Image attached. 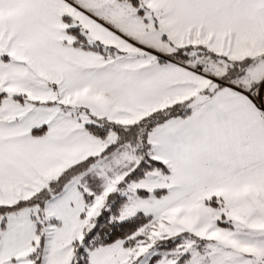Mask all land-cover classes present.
<instances>
[{"label":"snow or ice","instance_id":"obj_1","mask_svg":"<svg viewBox=\"0 0 264 264\" xmlns=\"http://www.w3.org/2000/svg\"><path fill=\"white\" fill-rule=\"evenodd\" d=\"M0 264H264V0H0Z\"/></svg>","mask_w":264,"mask_h":264}]
</instances>
